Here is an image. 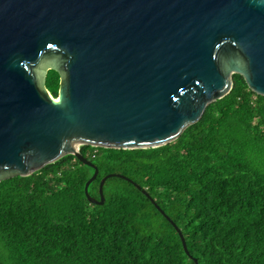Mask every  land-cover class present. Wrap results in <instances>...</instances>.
Returning <instances> with one entry per match:
<instances>
[{
  "label": "water",
  "instance_id": "water-1",
  "mask_svg": "<svg viewBox=\"0 0 264 264\" xmlns=\"http://www.w3.org/2000/svg\"><path fill=\"white\" fill-rule=\"evenodd\" d=\"M58 75L55 98L45 87ZM264 97V0H0V182L81 146L156 148L227 95L232 75ZM194 264L196 260L192 258Z\"/></svg>",
  "mask_w": 264,
  "mask_h": 264
},
{
  "label": "trees",
  "instance_id": "trees-1",
  "mask_svg": "<svg viewBox=\"0 0 264 264\" xmlns=\"http://www.w3.org/2000/svg\"><path fill=\"white\" fill-rule=\"evenodd\" d=\"M174 141L156 148L81 146L98 183L121 174L180 230L196 264H264V97L232 75ZM45 87L57 95L58 75ZM66 155L0 182V264H194L172 225L131 183Z\"/></svg>",
  "mask_w": 264,
  "mask_h": 264
}]
</instances>
